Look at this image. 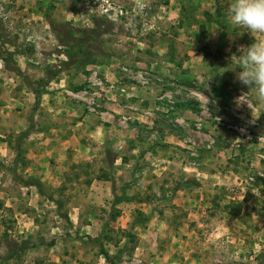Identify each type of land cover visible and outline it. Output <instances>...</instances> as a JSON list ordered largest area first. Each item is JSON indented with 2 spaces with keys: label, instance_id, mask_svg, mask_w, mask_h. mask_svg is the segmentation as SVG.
Here are the masks:
<instances>
[{
  "label": "rangeland",
  "instance_id": "1",
  "mask_svg": "<svg viewBox=\"0 0 264 264\" xmlns=\"http://www.w3.org/2000/svg\"><path fill=\"white\" fill-rule=\"evenodd\" d=\"M232 3L0 0V264H264Z\"/></svg>",
  "mask_w": 264,
  "mask_h": 264
},
{
  "label": "clouds",
  "instance_id": "2",
  "mask_svg": "<svg viewBox=\"0 0 264 264\" xmlns=\"http://www.w3.org/2000/svg\"><path fill=\"white\" fill-rule=\"evenodd\" d=\"M228 15L231 24L251 34H264V0H233ZM236 80L244 87L255 88L258 98L264 99V42L241 48Z\"/></svg>",
  "mask_w": 264,
  "mask_h": 264
},
{
  "label": "trees",
  "instance_id": "3",
  "mask_svg": "<svg viewBox=\"0 0 264 264\" xmlns=\"http://www.w3.org/2000/svg\"><path fill=\"white\" fill-rule=\"evenodd\" d=\"M82 53H83V49L82 48H78L76 51H73L71 49V51H67L66 52V57H67V59H69V62L72 61L73 58H74V60L79 61L78 63H80V56L82 55ZM101 253H102V256L104 257V259L106 261H109L110 260V257L108 256L107 253H105L104 251L103 252L101 251ZM119 258H115V259L118 260Z\"/></svg>",
  "mask_w": 264,
  "mask_h": 264
}]
</instances>
